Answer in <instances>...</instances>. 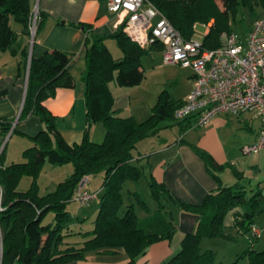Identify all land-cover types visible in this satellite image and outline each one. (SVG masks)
Masks as SVG:
<instances>
[{"label": "trees", "instance_id": "obj_1", "mask_svg": "<svg viewBox=\"0 0 264 264\" xmlns=\"http://www.w3.org/2000/svg\"><path fill=\"white\" fill-rule=\"evenodd\" d=\"M169 22L184 36L192 37L193 24L214 22L205 32L203 46L214 48L219 44V34L232 31L229 14H235L239 2L249 5L264 0H149ZM35 0H0V50L10 48L17 37L11 21L20 24V33L30 35L34 15ZM41 12L37 10L36 31L41 23ZM252 23V22H251ZM84 25V24H83ZM251 25V24H250ZM123 23L110 35L87 36L85 102L87 130L80 142L68 143L56 129L55 117L42 103L53 96L56 88L72 86L73 80L67 73L70 55L62 50L51 49L39 57H31L25 96L20 113L21 120L29 114H36L44 124V129L33 137V145L25 148L24 161L0 165V264H63L72 259L83 258L86 251H109L122 247L129 256L127 264H135L147 248L154 242L170 239L175 226L163 211L162 200L183 209L196 212L199 220L194 231L186 233L178 252L166 264H213L211 248H201L203 238H231L223 220L224 214L238 207L234 213L233 226L241 225L248 230L256 216L264 213V186L248 187L240 180L230 185H219L218 189L206 194L200 204H191L175 197L161 182L148 179L150 196L156 209L140 218L135 206L148 211L147 202L137 190L129 187L130 181L138 182L141 169L132 163L133 151L143 138L155 133L164 121L181 123L174 118V110L183 101L171 99L166 92L158 95L148 118L137 121L132 115L122 117L113 109V94L108 83L115 80L118 85L134 86L141 82V55L148 50L141 49L122 30ZM115 39L122 54L113 57L104 39ZM190 118V117H189ZM100 120L105 134L100 142L92 141L88 127ZM187 125L183 126L186 129ZM10 123L2 131L8 130ZM0 152V158H1ZM207 166L222 169L210 155L199 152ZM45 162L63 164L71 162L72 172L57 182L53 190L40 192L38 176ZM103 173L101 195L98 194V212L93 227L72 231V219L66 209L69 201H74L75 188L84 175ZM217 179L218 177L213 174ZM23 176H29L26 189L18 188ZM129 185V186H128ZM125 193L131 194L133 201L125 205ZM126 206V207H125ZM51 215L49 218L48 215ZM48 217V219H47ZM239 229V228H238ZM79 233L83 240L70 243L67 237ZM246 256L248 264H264V249L255 250L251 246L229 264H237Z\"/></svg>", "mask_w": 264, "mask_h": 264}, {"label": "crops", "instance_id": "obj_2", "mask_svg": "<svg viewBox=\"0 0 264 264\" xmlns=\"http://www.w3.org/2000/svg\"><path fill=\"white\" fill-rule=\"evenodd\" d=\"M33 7V10L37 9L41 12V23L37 31L35 28L33 34L31 31L30 35L21 34L20 24L11 21L17 37L10 48L0 50V147L2 146L0 165L3 167L12 162L24 161L25 148L33 145V137L45 127L36 114H29L21 120L17 119L25 96L31 57L37 58L51 49L62 50L70 55L66 69L73 80V85L57 87L54 95L43 99L42 103L54 115L56 129L63 139L68 143L80 142L88 123L83 80L86 69L87 36L94 38L110 35L120 24L116 15L108 11L105 0H35ZM110 40L115 43L112 48L109 46ZM104 43L113 57L121 56L122 52L115 39L107 37ZM148 51H159L162 60L160 45H155ZM182 68L188 69L189 79L184 94L174 98L181 101L189 94L193 81L191 70ZM108 86L114 97L113 109L118 115L126 117L131 112L137 120L134 113L135 105L131 99L133 88L118 85L115 80H111ZM136 108L138 109L137 106ZM8 122L10 128L2 131ZM248 122L249 119L242 113L216 115L204 126H195L194 117L181 123L164 121L162 122L164 129L137 143L131 161L141 169L140 179L144 177V187L147 186L149 178L154 179L163 183L175 197L195 205L200 204L206 194L217 190L220 184L230 185L240 180L243 184L246 182L248 187L264 186V182L260 179L261 176L264 177L262 174L264 173V149L257 153H260L258 162L247 167L237 163L243 154L242 144L252 143L258 134L259 126L253 132L254 127ZM185 125L187 127L183 129ZM243 129L251 131V134ZM88 134L92 141H102L105 134L103 122L100 120L93 122L88 127ZM199 152L210 155L217 164L222 165V169L211 170ZM55 170L41 168L38 176L40 192L53 190L57 182L62 180L57 179L55 175L53 177ZM228 171L233 178L229 176ZM223 173L227 175V180H233L230 184L224 183ZM25 177H28V184L26 182L22 184ZM102 178V172L88 175L87 187L99 193L103 189ZM29 182L30 177L23 176L18 183V188L26 189ZM130 188L131 192L136 191V182H131ZM125 197L128 202L133 201L131 194L125 193ZM162 201L165 215L175 226L174 234L170 239L152 243L135 264H166L168 259L179 251L183 236L194 231L197 226L199 215L196 212L183 209L169 200ZM147 206L149 212L140 208L141 214L135 206V212L140 218L148 216L156 209V203H147ZM96 209L98 210V198L94 206V210ZM87 212L88 210L86 214ZM255 226L259 228L258 225L255 224ZM215 239L220 238H203L201 243L203 240ZM67 240L78 244L83 240V236L74 233L69 235ZM205 247L210 248L208 244H204L203 247L201 245L202 249ZM128 261L127 252L122 247H117L109 251L89 250L85 252L83 258L72 259L63 264H127ZM237 264H248L247 257H241Z\"/></svg>", "mask_w": 264, "mask_h": 264}, {"label": "built area", "instance_id": "obj_3", "mask_svg": "<svg viewBox=\"0 0 264 264\" xmlns=\"http://www.w3.org/2000/svg\"><path fill=\"white\" fill-rule=\"evenodd\" d=\"M105 2L108 11L123 23V32L141 49L160 45L163 63L191 70L192 88L175 108L176 120L194 117L195 126H204L219 114L253 112L260 120L258 134L252 143L242 144L241 152L252 155L264 149V13L253 19L244 36L225 31L219 34V44L208 48L194 37H184L149 0ZM33 13L32 34L37 9ZM204 26L207 31L209 24ZM87 180L84 175L73 194L80 205L98 197V191L87 187ZM256 229L253 225L252 230Z\"/></svg>", "mask_w": 264, "mask_h": 264}, {"label": "rangeland", "instance_id": "obj_4", "mask_svg": "<svg viewBox=\"0 0 264 264\" xmlns=\"http://www.w3.org/2000/svg\"><path fill=\"white\" fill-rule=\"evenodd\" d=\"M217 3L218 5L221 6V2L219 0H217ZM236 8L237 10L235 14H229L228 23L233 31L237 32L241 36H244L247 33L253 19L256 16L264 13V2L255 3L252 6V8L247 4H243L242 2H239ZM33 19L34 18H32V21ZM214 20L215 19L212 17L207 22L195 23L192 37L202 41L206 31L204 24L205 25L209 24L210 26L213 24ZM13 24H17V23H13ZM109 43H110L109 44L110 48L115 46L113 40H110ZM141 61H142L143 78L138 85L131 86L134 90L132 92L131 99L133 101V105H135L134 113L138 121L148 118V116L152 112V106L156 103L158 99V95L161 92L168 93L169 97L173 99L176 97H180L182 94H184L185 90L188 87V79H189L187 77L188 69H184L174 64L162 63L161 54L159 51H151V52L148 51L146 53H143L141 55ZM136 106L138 107V109L136 108ZM129 115H131V112H129ZM242 115L243 116L246 115V117L249 119L248 123L254 127L252 131L255 132L257 127L260 126L259 118L255 116L253 112L242 113ZM159 126L160 128L158 129V131L164 129L162 122L159 124ZM243 130L251 134V131H248L247 129H243ZM259 154L257 153L252 155L241 154L242 157L240 156L241 158L239 159V161H237V163H239L244 167L252 165L260 160ZM53 166H59V167L56 168ZM42 167L44 169L47 168H54V170L57 169L54 171L53 177L55 175V177H57V179L59 180L63 179L64 177H67L72 172L73 169L71 162L63 163V164H51L45 162ZM228 174L229 176H231V173L229 171ZM247 174H249V172H247ZM222 176L223 179H225L224 182L225 184H230L231 183L230 181H233L232 179L227 180L228 177H226L227 175L225 173H223ZM41 178L44 180L43 177ZM231 178L233 177L231 176ZM262 178L264 177L262 176L260 177L261 181L264 182ZM88 180L86 182V185L88 183ZM143 180L144 177H142V179H139L138 182H136L137 190L141 193L142 197L146 200L147 203L149 204H151V202L155 203V200H153L152 197L150 196L149 193L150 188L148 186L144 187ZM25 182L28 184V177L27 178L25 177L23 179L22 184H25ZM130 184L131 183H129V185ZM102 191L101 190L99 191L98 193L99 196L101 195ZM97 198L93 199L92 200L93 202L91 201L92 203L91 205L90 203L87 205H80L76 201H72V200L68 202L66 209L70 212L72 216V219L69 223L70 229L72 231H78L79 229L86 230L93 227V221L98 212L97 209L94 210V206L97 204ZM127 202L128 201L126 200L125 197V202H124L125 205H127ZM136 206H137L136 207L137 211L140 213L141 207L138 205ZM87 210L88 212L86 214ZM238 210L241 209L238 207L229 209L224 214L223 217L224 222L230 225V227H227L228 231L227 232L225 231V234L229 233L231 238L222 237L220 239H215L211 241L203 240L201 243L202 247L204 244L205 245L208 244L211 250H213L214 253V258L212 260V262H214L213 264H229L236 258V255L243 254L244 251L247 250L249 246H251L255 250L264 249V213H261L260 215L256 216L254 220V223L259 226V228L257 227L256 229L257 232H256L255 230H252V226L255 224L251 225L248 230H243L241 228V225H238V227L233 226L234 213ZM48 217L50 218L51 215L49 214ZM237 230L238 231L241 230V232L238 233Z\"/></svg>", "mask_w": 264, "mask_h": 264}]
</instances>
